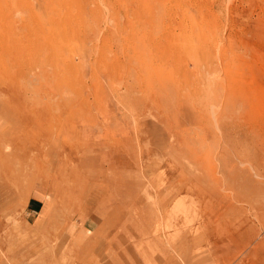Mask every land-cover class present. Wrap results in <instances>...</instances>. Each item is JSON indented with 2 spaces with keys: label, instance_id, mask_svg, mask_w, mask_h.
Wrapping results in <instances>:
<instances>
[{
  "label": "rangeland",
  "instance_id": "obj_1",
  "mask_svg": "<svg viewBox=\"0 0 264 264\" xmlns=\"http://www.w3.org/2000/svg\"><path fill=\"white\" fill-rule=\"evenodd\" d=\"M36 190L52 219L18 235ZM0 246L264 264V0H0Z\"/></svg>",
  "mask_w": 264,
  "mask_h": 264
},
{
  "label": "crops",
  "instance_id": "obj_2",
  "mask_svg": "<svg viewBox=\"0 0 264 264\" xmlns=\"http://www.w3.org/2000/svg\"><path fill=\"white\" fill-rule=\"evenodd\" d=\"M50 202H53V201L50 200L49 195L44 190L33 191L27 197L26 202H25V211L22 214L23 218L21 220V224H22L21 230L17 231L16 228H18V226L16 225L12 226L11 230H14L15 232H17L18 235L26 234L27 236L29 235L33 236L36 233H38L36 232V230L38 231V229H36V227H33L35 223H38V225H40L39 228H42V227L45 228L49 224L50 220L52 219V211L50 210L51 208ZM87 206L92 208L89 205ZM88 207L84 208V203H83V205L80 208V211L83 214V217L92 218L95 212V208L89 210ZM74 229L75 228L71 227V230H74ZM85 229L88 233H91V231L85 227L80 229L79 233L83 234ZM65 230L66 228L64 229V231ZM11 234H14V233L11 232ZM0 252H3V248L1 246H0Z\"/></svg>",
  "mask_w": 264,
  "mask_h": 264
}]
</instances>
